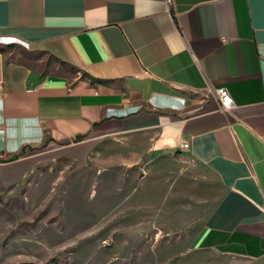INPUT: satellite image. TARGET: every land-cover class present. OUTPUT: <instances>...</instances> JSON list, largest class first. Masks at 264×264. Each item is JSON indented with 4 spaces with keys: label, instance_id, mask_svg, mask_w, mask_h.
Listing matches in <instances>:
<instances>
[{
    "label": "crops",
    "instance_id": "obj_1",
    "mask_svg": "<svg viewBox=\"0 0 264 264\" xmlns=\"http://www.w3.org/2000/svg\"><path fill=\"white\" fill-rule=\"evenodd\" d=\"M6 45L0 158L77 138L136 142L124 165L178 154L222 189L191 250L264 259V0H0Z\"/></svg>",
    "mask_w": 264,
    "mask_h": 264
},
{
    "label": "rangeland",
    "instance_id": "obj_2",
    "mask_svg": "<svg viewBox=\"0 0 264 264\" xmlns=\"http://www.w3.org/2000/svg\"><path fill=\"white\" fill-rule=\"evenodd\" d=\"M80 141L0 158V264H264L191 250L222 196L195 163Z\"/></svg>",
    "mask_w": 264,
    "mask_h": 264
},
{
    "label": "built area",
    "instance_id": "obj_3",
    "mask_svg": "<svg viewBox=\"0 0 264 264\" xmlns=\"http://www.w3.org/2000/svg\"><path fill=\"white\" fill-rule=\"evenodd\" d=\"M166 5L171 6L172 0H166ZM215 94L219 100L220 109L222 111H228L232 108L233 103L230 97L229 92L225 88H219L215 90ZM181 149L186 150L188 149V143L185 141L181 144Z\"/></svg>",
    "mask_w": 264,
    "mask_h": 264
},
{
    "label": "trees",
    "instance_id": "obj_4",
    "mask_svg": "<svg viewBox=\"0 0 264 264\" xmlns=\"http://www.w3.org/2000/svg\"><path fill=\"white\" fill-rule=\"evenodd\" d=\"M11 47V45H6V46H3V47H0V52L1 53H3L4 51H5V49H7V48H10ZM60 65H64L63 63H61ZM70 70L71 71H73V72H79V70H77V69H75V68H70ZM92 82H94V80H91ZM78 139V141H80V140H82V138H77ZM17 158L16 157H14V158H12L11 160H9V161H13V160H16Z\"/></svg>",
    "mask_w": 264,
    "mask_h": 264
}]
</instances>
